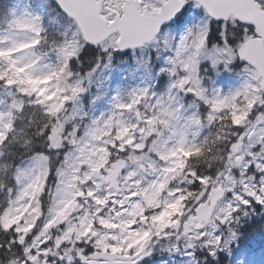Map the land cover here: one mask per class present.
Returning <instances> with one entry per match:
<instances>
[{"label": "snow or ice", "instance_id": "snow-or-ice-1", "mask_svg": "<svg viewBox=\"0 0 264 264\" xmlns=\"http://www.w3.org/2000/svg\"><path fill=\"white\" fill-rule=\"evenodd\" d=\"M56 3L59 39L27 9L0 10V155L13 157L0 160V264H144L157 246L224 264L241 216L264 214V0ZM149 43L170 51L165 89L135 87L85 120L76 102L99 56L83 75L73 61ZM202 61L240 68L238 84L209 90ZM248 229L251 251L264 216Z\"/></svg>", "mask_w": 264, "mask_h": 264}, {"label": "rangeland", "instance_id": "rangeland-1", "mask_svg": "<svg viewBox=\"0 0 264 264\" xmlns=\"http://www.w3.org/2000/svg\"><path fill=\"white\" fill-rule=\"evenodd\" d=\"M31 3L32 10L36 15L46 20L51 26L58 28L60 34L68 29V21L62 18L58 12L52 7V0H14L9 12L12 9H27L25 2ZM196 19L190 16L181 24H176L171 28H166L162 33L170 37L177 36L186 27L196 23ZM3 19H0L2 22ZM99 50V49H98ZM117 51V50H116ZM115 51V52H116ZM109 57L103 51L99 50L100 57L98 67L90 75V82L86 83V91L80 95L76 102L80 111L85 114V120H90L99 116L101 113L107 112L112 103V98L120 95L126 98L127 93L141 86H148L151 92L160 93L165 89L168 83V76L160 71L165 66V61L170 55V51L156 44L149 43L139 50L130 53L126 59L116 60L114 54ZM210 67L207 62H203ZM240 68L233 69L231 72H215L207 69L208 76H204L206 87L211 90L219 87L223 90L236 86L240 76ZM2 94V92H0ZM187 102V99L186 101ZM71 105H69V108ZM205 106L201 105L197 111H203ZM54 180V177H53ZM264 216L262 213H256L253 210L248 217L241 216V220L236 224V230L239 233L238 239L233 243L229 251L223 254L226 256L230 264H264V236H258L251 241V251L247 250V243L240 244L241 228L245 223L251 222L253 217L260 219ZM153 258L147 264H189V258L180 253H168L161 250L159 246L151 255Z\"/></svg>", "mask_w": 264, "mask_h": 264}, {"label": "trees", "instance_id": "trees-1", "mask_svg": "<svg viewBox=\"0 0 264 264\" xmlns=\"http://www.w3.org/2000/svg\"><path fill=\"white\" fill-rule=\"evenodd\" d=\"M12 1L13 0H0V10H8ZM0 13H1L2 17H5L4 12L0 11ZM45 29L47 31L49 38H55L56 37V34H53L52 29L49 26L45 27ZM96 56H99L98 50L94 47H91V50L87 52V57L85 59L73 61L72 65H71V70L74 73H79L81 75L89 72V70L92 68L93 64L97 63V60L95 59ZM17 151H18V149L15 146H12L10 149V152H12V153H15ZM5 158H7L9 160H13V157L9 154L0 155V160L5 159ZM16 159H18V157H16ZM9 186H11V185H9ZM5 192L6 191H4V190H0V201H2V202H6ZM251 222L245 223L242 226L240 243H241V241H245V243L248 242V232H249L248 225H250ZM256 236H258V235H255V237ZM227 259H229V258H227L225 256L224 264H230V262L232 263V261H228ZM216 260L218 261L219 257H217ZM146 261H148V260H146ZM146 261L144 262V264L147 263Z\"/></svg>", "mask_w": 264, "mask_h": 264}, {"label": "water", "instance_id": "water-1", "mask_svg": "<svg viewBox=\"0 0 264 264\" xmlns=\"http://www.w3.org/2000/svg\"><path fill=\"white\" fill-rule=\"evenodd\" d=\"M55 3H56V0H55ZM57 4V3H56ZM58 6V5H57ZM59 8V7H58ZM172 22H167V24L166 25H169V24H171ZM166 25H162V27L163 26H166ZM138 48H140V47H138ZM130 50H132L131 48H127V49H123V50H119L121 53H125V52H127V51H130Z\"/></svg>", "mask_w": 264, "mask_h": 264}, {"label": "clouds", "instance_id": "clouds-1", "mask_svg": "<svg viewBox=\"0 0 264 264\" xmlns=\"http://www.w3.org/2000/svg\"><path fill=\"white\" fill-rule=\"evenodd\" d=\"M49 55H51V54H49ZM41 86H45V85H41ZM52 185H51V183H50V187H51ZM7 196H8V194H7V192H5V199H7ZM45 200H47V196H45ZM0 203H3L2 201H0Z\"/></svg>", "mask_w": 264, "mask_h": 264}]
</instances>
